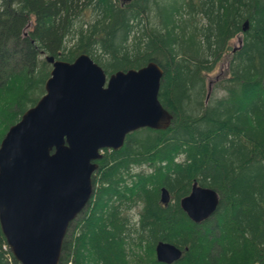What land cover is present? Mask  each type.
I'll list each match as a JSON object with an SVG mask.
<instances>
[{
  "label": "trees",
  "instance_id": "16d2710c",
  "mask_svg": "<svg viewBox=\"0 0 264 264\" xmlns=\"http://www.w3.org/2000/svg\"><path fill=\"white\" fill-rule=\"evenodd\" d=\"M81 54L107 78L156 63L158 100L173 120L103 150L101 188L69 225L59 264H163L160 241L182 251L172 264H264V0H0V142L45 94V58L72 63ZM219 65L210 93L206 75ZM135 165L150 172L129 188L122 175ZM193 182L220 198L200 224L179 205ZM127 201L141 205L135 224ZM133 247L149 260L134 258ZM0 264H18L1 227Z\"/></svg>",
  "mask_w": 264,
  "mask_h": 264
},
{
  "label": "water",
  "instance_id": "95a60500",
  "mask_svg": "<svg viewBox=\"0 0 264 264\" xmlns=\"http://www.w3.org/2000/svg\"><path fill=\"white\" fill-rule=\"evenodd\" d=\"M247 29L245 22L242 31ZM45 59L51 65L45 94L0 142V227L19 264H59L69 225L93 196L102 151L121 150L126 136L139 129L165 131L173 118L158 100L164 72L154 62L107 78L86 54L72 63ZM169 201L161 188L160 202ZM219 201L216 191L193 182L179 205L200 224ZM154 253L163 264L182 257L162 241Z\"/></svg>",
  "mask_w": 264,
  "mask_h": 264
},
{
  "label": "rangeland",
  "instance_id": "374dc122",
  "mask_svg": "<svg viewBox=\"0 0 264 264\" xmlns=\"http://www.w3.org/2000/svg\"><path fill=\"white\" fill-rule=\"evenodd\" d=\"M184 0H179V2H183ZM179 9V8H178ZM181 12L184 13L185 12V9L181 8ZM239 39H241V37H236L234 39H232L229 43V50L227 52V55L229 57V55L231 54V50L235 47H237L239 45ZM221 65L217 66L213 72H211L210 74L206 75V82H207V87L210 83L211 84V89H210V93H211V90L212 88H214L215 84L218 82L219 80V76H221L224 72H223V68L220 67ZM206 87V88H207ZM217 91V94L216 95H220L221 92L216 89ZM210 99V94H209V97L206 101H204L205 103H207ZM109 151V150H108ZM102 154H105L104 151H102ZM185 160V155L183 153L179 154L176 156L174 162L176 163H179V162H182ZM150 170L147 168L146 165L144 166H133L131 168V170H129L128 172H125L123 175H122V179L124 181V184L126 183L129 188H131V186L134 183V179H136V175L137 174H144V173H149ZM101 171L97 170V173H94V178H92V184H93V196H95L96 192L98 189L101 188V184H100V174ZM148 175V174H147ZM145 175V176H147ZM136 181V180H135ZM129 195H131L130 193H127L126 196L129 197ZM92 196V197H93ZM173 203V201L171 202ZM130 205V209L128 210V213H127V217L130 219V221L135 224L137 223V220H138V215H139V212H140V206L141 205H138V204H132L130 203V201H127L126 202V205L125 206H128ZM128 247V246H127ZM127 247H126V251H127ZM144 251H146L145 249H143L142 251L138 250V249H135L133 247V249L131 250V253L134 255H137L140 257V259L144 260V261H147L149 260V256H147L146 254H144ZM130 252V251H129ZM155 255V253H154ZM135 258V256H134ZM132 264H140L138 263V259H135L134 261H132Z\"/></svg>",
  "mask_w": 264,
  "mask_h": 264
},
{
  "label": "bare ground",
  "instance_id": "6f19581e",
  "mask_svg": "<svg viewBox=\"0 0 264 264\" xmlns=\"http://www.w3.org/2000/svg\"><path fill=\"white\" fill-rule=\"evenodd\" d=\"M124 3H126V2H124ZM210 84H212V83H210ZM208 87H211V85H210V86L208 85ZM207 95H208V94H207ZM169 113H170V112H169ZM171 114H172V113H171ZM172 116H173V114H172ZM172 120H173V118H172ZM171 123H172V121H171ZM143 129H146V128H143ZM125 139H126V138H125ZM87 205H88V204H87ZM86 207H87V206H86ZM86 207H85V208H86Z\"/></svg>",
  "mask_w": 264,
  "mask_h": 264
},
{
  "label": "built area",
  "instance_id": "2783aa9c",
  "mask_svg": "<svg viewBox=\"0 0 264 264\" xmlns=\"http://www.w3.org/2000/svg\"><path fill=\"white\" fill-rule=\"evenodd\" d=\"M6 249V248H5Z\"/></svg>",
  "mask_w": 264,
  "mask_h": 264
}]
</instances>
